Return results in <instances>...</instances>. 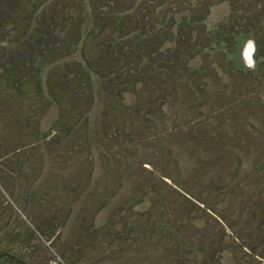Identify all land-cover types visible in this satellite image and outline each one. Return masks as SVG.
Instances as JSON below:
<instances>
[{
	"label": "rangeland",
	"instance_id": "rangeland-1",
	"mask_svg": "<svg viewBox=\"0 0 264 264\" xmlns=\"http://www.w3.org/2000/svg\"><path fill=\"white\" fill-rule=\"evenodd\" d=\"M232 1L259 25L119 106L61 91L71 58L42 94L0 78V264H264V5L213 6L212 38ZM19 46L0 32V76Z\"/></svg>",
	"mask_w": 264,
	"mask_h": 264
},
{
	"label": "trees",
	"instance_id": "trees-1",
	"mask_svg": "<svg viewBox=\"0 0 264 264\" xmlns=\"http://www.w3.org/2000/svg\"><path fill=\"white\" fill-rule=\"evenodd\" d=\"M226 1L0 0V32L5 37L12 29L20 39L16 52L6 54L11 60L0 78L7 83L17 78L19 95L21 84L36 78L42 94V69L71 58L74 63L57 75L61 91L88 103L99 85L100 93L122 105L127 93L151 79L189 75V62L213 39L224 43L235 38V31L259 25L260 17L239 19L240 7L232 1L234 18L217 27L212 38L205 20L213 6ZM255 1V8L264 5ZM50 95L60 103L54 90Z\"/></svg>",
	"mask_w": 264,
	"mask_h": 264
}]
</instances>
